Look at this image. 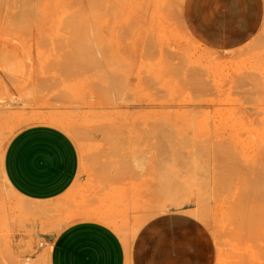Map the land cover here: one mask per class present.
I'll use <instances>...</instances> for the list:
<instances>
[{"label":"rangeland","instance_id":"obj_1","mask_svg":"<svg viewBox=\"0 0 264 264\" xmlns=\"http://www.w3.org/2000/svg\"><path fill=\"white\" fill-rule=\"evenodd\" d=\"M183 4L0 0V264H49L62 228L48 217L59 200L36 206L3 170L11 138L37 124L65 130L87 165L143 161V223L189 212L216 264H264V90L234 88L251 64L213 54L205 83L211 54Z\"/></svg>","mask_w":264,"mask_h":264},{"label":"crops","instance_id":"obj_2","mask_svg":"<svg viewBox=\"0 0 264 264\" xmlns=\"http://www.w3.org/2000/svg\"><path fill=\"white\" fill-rule=\"evenodd\" d=\"M182 15L191 38L211 54L205 83L213 54L235 67L251 64L234 88L264 90V0H184ZM3 170L36 206L59 200L48 216L63 221L49 264H216L212 233L193 214L166 212L143 223V161L87 165L65 130L37 124L11 138Z\"/></svg>","mask_w":264,"mask_h":264},{"label":"bare ground","instance_id":"obj_3","mask_svg":"<svg viewBox=\"0 0 264 264\" xmlns=\"http://www.w3.org/2000/svg\"><path fill=\"white\" fill-rule=\"evenodd\" d=\"M51 72H52V71H51ZM52 73H54V71H53ZM38 74H39V73H38ZM39 75H40V74H39ZM41 76H43V75H41ZM46 76H47V74H46ZM31 78H32V77H31ZM35 78H36V77H35ZM106 78H108V77H106ZM35 81H36V80H35ZM39 81H40V80H39ZM2 89H3V88H2ZM2 89H1V92H2ZM120 89H121V88H120ZM123 90H124V89H123ZM126 92H127V91H126ZM2 93H3V92H2ZM119 93H120V91H119ZM119 93H118V94H119ZM131 112H132V111H131ZM125 113H127V112H125ZM99 127H100V126H99ZM98 129H99V128H98ZM98 129H97V130H98ZM100 129H101V128H100ZM97 133H98V132H97Z\"/></svg>","mask_w":264,"mask_h":264}]
</instances>
